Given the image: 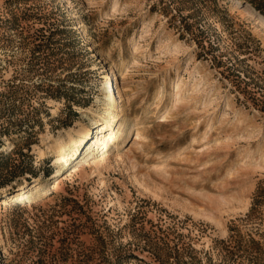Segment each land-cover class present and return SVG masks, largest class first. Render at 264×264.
Instances as JSON below:
<instances>
[{
	"label": "rangeland",
	"instance_id": "374dc122",
	"mask_svg": "<svg viewBox=\"0 0 264 264\" xmlns=\"http://www.w3.org/2000/svg\"><path fill=\"white\" fill-rule=\"evenodd\" d=\"M251 1L0 0V264H264ZM79 122L92 138L51 178Z\"/></svg>",
	"mask_w": 264,
	"mask_h": 264
},
{
	"label": "bare ground",
	"instance_id": "6f19581e",
	"mask_svg": "<svg viewBox=\"0 0 264 264\" xmlns=\"http://www.w3.org/2000/svg\"><path fill=\"white\" fill-rule=\"evenodd\" d=\"M251 15L260 17V12H258L256 9H252ZM115 67H116L115 63L109 64V68L111 69V71L116 74ZM120 84H121V82L116 81L115 85L117 86V89H120V86H121ZM105 86L107 88H104V90L110 91V89L112 88V90L114 91V87L112 86V84H110V82H106ZM110 98H113L112 94H111ZM127 114L125 115V117L123 116L124 119L121 120V124H120L121 126L118 130L119 132L113 133L109 128H107L108 126L112 125V118L111 117L106 118V124L105 123L100 124L101 125L100 131L99 130L96 131L97 139L93 140V142L89 146V148H90L89 154L90 155L96 153L97 151H100L99 149H101L103 147H104V149L108 148V145L110 143H114V142L116 143V141H114L116 139H118V140L123 139L122 141H126L128 134H129L128 131H130V129H131V128H127L128 125L131 124V123H129L130 117H128ZM92 134L93 133H92V128H91L90 124L85 123V122H79L77 128H74L69 133V139H68L67 143H63L61 141L57 142V145H58V148H57L58 157L56 160L57 169L55 172L52 173L51 178H54V177H57V176H60L63 174L61 172L63 170L64 165L68 162V160L71 156V152L74 150L73 148H75V146H77L79 143H83L86 141L88 142V140L92 138L91 137ZM8 143H10L9 140H8ZM49 147L50 146L38 147L34 150V152L37 153L38 156H42L48 152ZM38 180H39V178L35 177L34 181H38ZM31 185H32V182L23 181V182L19 183V187L17 189H15L12 192H7L5 194V196L6 197L8 196V198L11 200L17 199V198H19L20 195L26 194V189L30 188Z\"/></svg>",
	"mask_w": 264,
	"mask_h": 264
},
{
	"label": "trees",
	"instance_id": "16d2710c",
	"mask_svg": "<svg viewBox=\"0 0 264 264\" xmlns=\"http://www.w3.org/2000/svg\"><path fill=\"white\" fill-rule=\"evenodd\" d=\"M253 4L257 5V8L259 10H261L262 12H264V5L263 4H257L255 1H251ZM242 90H245V88L247 87L248 85V82L246 80H242ZM261 101H262V110L264 111V96L263 98H261Z\"/></svg>",
	"mask_w": 264,
	"mask_h": 264
}]
</instances>
